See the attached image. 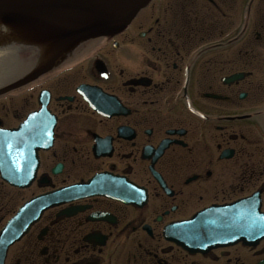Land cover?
Masks as SVG:
<instances>
[{
    "label": "flooded vegetation",
    "instance_id": "flooded-vegetation-1",
    "mask_svg": "<svg viewBox=\"0 0 264 264\" xmlns=\"http://www.w3.org/2000/svg\"><path fill=\"white\" fill-rule=\"evenodd\" d=\"M59 58L0 95V129L52 127L31 185L0 177V232L32 197L96 178L94 195L44 212L1 264H264V236L204 254L163 237L253 193L264 213V0H154Z\"/></svg>",
    "mask_w": 264,
    "mask_h": 264
},
{
    "label": "water",
    "instance_id": "water-1",
    "mask_svg": "<svg viewBox=\"0 0 264 264\" xmlns=\"http://www.w3.org/2000/svg\"><path fill=\"white\" fill-rule=\"evenodd\" d=\"M151 0H0V23L12 26L21 37L52 41L68 48L73 43L118 31L130 23L136 13ZM40 32V36H39ZM33 33H35L33 35ZM49 65L29 75L8 89L24 85ZM39 114V113H38ZM32 118L18 129L0 131V171L9 184L28 185L37 166V151L42 142L31 139ZM80 185L63 188L36 197L26 203L8 223L0 239V256L7 247L36 222L50 207L81 197ZM257 199L212 207L197 213L191 220L170 225L165 230L167 240L189 252L205 253L210 249L255 239L256 227L264 215Z\"/></svg>",
    "mask_w": 264,
    "mask_h": 264
},
{
    "label": "rangeland",
    "instance_id": "rangeland-1",
    "mask_svg": "<svg viewBox=\"0 0 264 264\" xmlns=\"http://www.w3.org/2000/svg\"><path fill=\"white\" fill-rule=\"evenodd\" d=\"M22 56H23V59H22V61L24 62V60H26V55L24 54V55H22ZM23 62H22V63H23ZM9 63H10V66H12V67H13V65H15V64H16L15 62H13V60H12V61L10 60V62H9ZM24 64H25V63H23L22 65H24ZM29 67H30V66H29ZM29 67H28V68H29ZM20 74H21V73H20ZM20 74H19V75H20Z\"/></svg>",
    "mask_w": 264,
    "mask_h": 264
},
{
    "label": "bare ground",
    "instance_id": "bare-ground-1",
    "mask_svg": "<svg viewBox=\"0 0 264 264\" xmlns=\"http://www.w3.org/2000/svg\"><path fill=\"white\" fill-rule=\"evenodd\" d=\"M5 29V28H4ZM6 31H9L8 29H6ZM5 36H7L8 34L5 33L4 34ZM10 37L9 35L7 36V38ZM2 40V43H4V39H1ZM6 42V41H5ZM8 43H13L12 41H7Z\"/></svg>",
    "mask_w": 264,
    "mask_h": 264
}]
</instances>
